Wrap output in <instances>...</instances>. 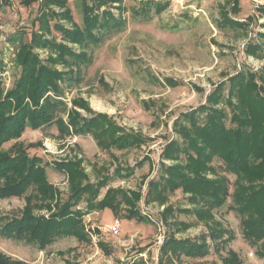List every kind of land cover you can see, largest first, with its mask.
Returning a JSON list of instances; mask_svg holds the SVG:
<instances>
[{
  "label": "rangeland",
  "instance_id": "374dc122",
  "mask_svg": "<svg viewBox=\"0 0 264 264\" xmlns=\"http://www.w3.org/2000/svg\"><path fill=\"white\" fill-rule=\"evenodd\" d=\"M152 1L169 5L159 14H142L139 20L135 12L145 0H0V126L9 129L11 120L22 125L43 111L46 114L41 127L26 128L0 146L4 157L0 162L9 170L0 186L15 175L25 157V170L31 158L40 159L37 165L43 167L47 186L54 190L48 189L45 196L33 184L22 196L0 197V220L21 219L29 212L35 224L62 222L58 207L72 201L76 177L58 170L59 164L78 163L72 171L85 177L81 186L87 187L73 208L85 213L76 216L85 237L58 239L44 249L0 237V253L11 260L26 264H231L225 260L233 251L241 264H264L258 254L262 242L253 245L244 238L245 217L234 208L237 177L226 171L219 158L211 163L216 173L203 177L227 178L230 196L208 223H221L229 231L224 239L232 240L217 246L209 241L210 252L203 258L177 259L162 253L167 241L198 239L210 232L206 222L180 212L194 207L191 193L171 184L189 165L184 150L190 130L186 115L211 105L208 97L220 86L223 98L214 107L230 113L225 105L230 80L239 73L255 75L258 94L264 98V0H240L239 13L233 6L235 0ZM85 10L101 16L110 13L125 26L107 33L99 46L85 48L63 40L54 24L67 29L82 26ZM43 15L46 20H39L42 28L36 38L64 45L87 56L90 63L68 64L49 44L31 41L32 30L37 29L33 23ZM231 18L240 22L234 25ZM251 47L253 52L248 53ZM44 71L48 75L38 82ZM35 85L38 98L42 96L39 101L28 91ZM52 89L62 95L55 96V106L49 100ZM232 102L237 103V98ZM104 129L111 130L113 138L140 135L144 143L125 148L108 145L100 134ZM170 147L175 148L174 158L164 154ZM13 156L16 161L9 160ZM106 197L114 198L116 215L110 208L101 211L96 206ZM89 198H93L92 208ZM129 215L148 221L123 218ZM111 226L119 227L118 235L110 232Z\"/></svg>",
  "mask_w": 264,
  "mask_h": 264
},
{
  "label": "trees",
  "instance_id": "16d2710c",
  "mask_svg": "<svg viewBox=\"0 0 264 264\" xmlns=\"http://www.w3.org/2000/svg\"><path fill=\"white\" fill-rule=\"evenodd\" d=\"M99 1V0H97ZM67 2V0H66ZM169 3L166 1H158L155 3L152 0H145L142 7L137 9L135 16H138L141 20V15H151V13L159 14L168 7ZM240 0H235L234 5L237 7V12H240ZM88 9V8H87ZM41 12V5L38 7V13ZM236 12V13H237ZM46 15L41 18H36L37 22L33 23L37 26V29L32 30L31 41L34 44L42 43L44 46L49 44L50 48L57 52L58 56L65 59L68 64L82 65L90 63V59L87 56L74 53L68 47L61 45L57 42H50L46 40H39L36 38V31L42 27H38L39 20H46ZM112 17L110 13L106 15H94L86 10L84 11V22L82 26L75 24V29H67L58 23L54 24L55 32L58 33L63 40H67L74 43H80L85 48L90 46H99L104 42L107 33L114 30H121L125 26V22ZM253 16H249L247 19H251ZM234 25L240 21L230 20ZM49 24V23H48ZM36 28V27H35ZM248 53L253 52V48L247 49ZM41 71V69H38ZM26 73V72H25ZM48 73L43 72L41 79L43 80ZM24 80V79H23ZM229 96L226 101V107L230 109V113L224 108L222 111L214 107L217 103H220L223 96V86L218 87L217 91L212 93L208 97L209 106H201L197 111L191 112L186 115V119L190 121V130L188 132V146L185 152L188 154L186 170L178 173V180L171 183L174 187L177 185L183 187V190L190 192V203L193 208L181 209L180 212H184L188 215H195L199 221L206 222L210 228V232L201 235L198 239H173L167 241L162 247V253L164 255L174 254V257L180 259L181 256L187 258H203L210 252V243L219 245V243H228L232 240L224 239L229 234V231L223 227L221 223L216 222L213 225H209L208 222L214 219V211L222 208L230 196L229 180L225 177H220L208 180L203 176L207 172L216 173V170L211 167V163L215 158H219L224 162L225 169L228 173L234 174L237 177L236 187L237 190L234 194V208L245 217L243 220V235L244 238L257 245L262 242V247L258 251L261 258H264V184H259L264 180V98L258 94L259 90L255 83V75L248 73H239L230 80ZM39 83H37L38 86ZM54 95L51 100L53 106L56 104L55 96H62L58 89H52ZM264 91V89H262ZM32 92L34 101H39L36 92V85L34 89H29ZM64 96V95H63ZM63 98V97H62ZM233 98H237L238 102H232ZM53 110H49L48 114L52 115ZM42 115L31 117L28 122L21 123L22 125L15 123V120H11V128L0 126V146L10 140L12 137L21 135L24 129H37L42 126L45 112ZM0 114H3L1 112ZM47 114V115H48ZM231 114L230 119L228 118ZM230 122L232 126H228ZM95 127L97 120H95ZM17 124V125H13ZM20 128V131L18 129ZM112 128V126H111ZM13 129V130H12ZM116 128L115 132H118ZM79 134L83 131L79 130ZM87 134V133H85ZM103 140L108 142V145H119L120 148L128 146H141L144 143V139L140 135L123 134L113 138V133L109 129H104L102 133ZM99 138V135H97ZM174 145V144H173ZM174 147H170L164 154L167 157L173 154ZM174 158V156L172 155ZM4 157L0 154V160ZM23 161L27 162V158L23 157ZM11 161H16V156L10 157ZM40 159L31 158L28 168L25 170L26 162L17 168L15 175L9 178L6 184L0 186V197H19L22 196L26 190H28L33 184H37L39 189H43V194L47 196L49 194L48 189L54 191L50 186H47L46 172L43 167L37 165ZM75 162L68 163V165H61L58 167L60 171H66L72 173L76 177L73 180L74 194L71 197L72 201L66 203L64 206L58 207V213L63 218L62 222H41L35 224V218L29 212H27L23 218H13L11 221L9 218H3L0 220V237L9 238L14 241H24L26 244L38 245L40 249H44L46 246L53 244L58 239L66 238L69 236H76L79 238L85 237L83 234V228L81 226V220L76 216L82 217L85 213L81 211L73 210L75 206L80 203V196L86 193V186H81L85 177L82 175H76L73 172ZM3 172H2V171ZM9 170L4 168L0 162V184L3 178H7ZM126 176H123V178ZM43 195V196H44ZM139 197V195H138ZM93 198L88 199V207L92 208ZM101 211L105 208H110L117 213V205L114 202L113 197H106L98 205H96ZM128 219H137L139 222L145 223V220L141 215H129ZM184 228L188 225L182 224ZM186 226V227H185ZM231 257L225 261L231 264H241L238 254L230 251ZM0 264H26L22 261L11 260L5 254L0 253Z\"/></svg>",
  "mask_w": 264,
  "mask_h": 264
},
{
  "label": "built area",
  "instance_id": "2783aa9c",
  "mask_svg": "<svg viewBox=\"0 0 264 264\" xmlns=\"http://www.w3.org/2000/svg\"><path fill=\"white\" fill-rule=\"evenodd\" d=\"M108 229H109L110 232L113 233V234H117V235H118L119 232H120V229H119L118 226H111V227H109Z\"/></svg>",
  "mask_w": 264,
  "mask_h": 264
}]
</instances>
